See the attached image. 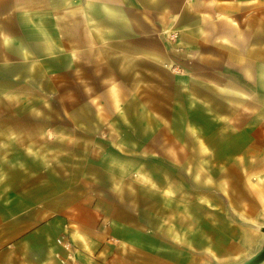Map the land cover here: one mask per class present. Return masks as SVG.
Instances as JSON below:
<instances>
[{
	"label": "crops",
	"instance_id": "obj_1",
	"mask_svg": "<svg viewBox=\"0 0 264 264\" xmlns=\"http://www.w3.org/2000/svg\"><path fill=\"white\" fill-rule=\"evenodd\" d=\"M131 103L184 139L151 151L182 179L128 158L145 147L114 144ZM210 130L238 144L225 165H194L190 155L212 153ZM262 158L264 0H0V264L237 263L261 216L242 209L226 227L220 210L236 196L264 206V174L249 175ZM210 170L246 171L244 195L220 177L229 196L193 199L192 173L208 189ZM193 202L207 208L195 229Z\"/></svg>",
	"mask_w": 264,
	"mask_h": 264
},
{
	"label": "rangeland",
	"instance_id": "obj_2",
	"mask_svg": "<svg viewBox=\"0 0 264 264\" xmlns=\"http://www.w3.org/2000/svg\"><path fill=\"white\" fill-rule=\"evenodd\" d=\"M72 98V97H71ZM122 111V109H120ZM126 110V115L128 117V120L130 121V123H117L115 125H113L114 127L118 128L117 131H122L124 133V139L123 140H114V144H122L124 145V147H128L129 149H137V148H141L142 146L145 147L146 149H148L149 151H146L148 152V154L146 155H130L128 158L130 160H132L134 163H144L146 165V167L151 171L154 169V165L153 163H161V164H164L167 166V168H165L164 170H161L162 171V174L163 175H166V177L169 178V175L170 177L171 176H176V178H178V180L182 179L184 176H183V173H182V176L183 177H180L179 176V173H175V172H172L169 170L168 168V165L167 164H170V160H169V157L168 156H157V155H152L151 154V151L156 150L158 151V149H167L169 147L172 148V144L171 143H174L176 144V146H178V148H181L183 149L185 147L184 145V139L182 141H176V142H171L170 140L167 139L168 135H169V132H168V125H159V124H155L151 121V119H149V115L148 113L146 112L147 109H142V108H137L136 107V103H131L130 106L128 105V107L125 109L124 108V112ZM49 115H51V112L49 113ZM143 116V117H141ZM132 117V118H131ZM133 122H131V120ZM52 129H56V123L55 124H51ZM65 130L66 132H71L73 130V127L76 126V125H73L72 123H65ZM177 127V131L178 133H180V130L179 129H183V132H184V124H174V127ZM80 127H82V132L85 131V132H90L91 135H92V132L95 130V125H80ZM212 127L215 128V125H210V128L212 129ZM214 131V130H213ZM96 132H97V126H96ZM181 133L180 135L181 136H184V133ZM51 134V133H50ZM215 132H211V130L208 132V136L209 139L208 140H205V143L207 144L208 147H210V149L212 148V153L211 155H209L208 157L204 156V157H201V156H198V155H190L188 157V161L189 162H192L194 165L196 164H199L201 163L202 161V158H205V160L208 158V163L210 165V168L212 166H214L215 164L219 163V164H223L225 165L224 163H228L230 158L229 156L227 155H224L222 150L225 151V150H230L232 149L231 147H233L234 144H238V141H234L232 139H217L215 138L216 135H214ZM240 143H242L243 141H239ZM46 143V141H45ZM51 143H54V142H51L49 141V146H51ZM114 144L110 145L112 147H116ZM192 145H193V148H196V147H199L198 146V143L196 144V142L192 141ZM214 149V150H213ZM216 149H218L220 151V154H217V153H214L213 154V151H217ZM136 153V152H135ZM119 158V157H117ZM181 159L182 162L184 163V159H185V156L184 154L181 155V156H178L177 157V160ZM241 161H243V157H240ZM255 159V158H254ZM253 159V160H254ZM261 162L263 163L264 162V158H262V161H258V164H261ZM174 163V162H171V164ZM257 163V162H256ZM212 165V166H211ZM156 167V165H155ZM246 171H237V170H222V171H216V170H210L208 172V178H209V183H210V187L208 189L206 188H201L200 186V178H201V175L203 174L204 176L205 173H202L201 172H193L192 173V189L187 187V191L188 190H192V195H193V199H195V197L197 196H200L202 192H206L207 190H209L210 192V195L213 194V195H219L218 193H216V191L218 192H221V191H226L227 195L229 196V191H230V194L232 193V189H225L224 188H219L217 189L214 185L217 183V180L220 178V177H223L224 179L226 180H230V184L232 181L235 182V192H237L236 195H238V193H240V196L241 195H244L243 193V179H244V175H246ZM264 174V172H251L249 173L250 176H253L252 178L255 179L256 175L257 174ZM167 178V179H168ZM205 178V177H203ZM207 178V179H208ZM264 181V178L262 180V182ZM264 183V182H263ZM260 185H263L262 183H260ZM259 188L255 189V193H259ZM188 193V192H187ZM243 193V194H242ZM230 198H231V195H230ZM148 199H152L151 196L148 197ZM236 199L237 201L236 202H232V199H231V203H226L224 204L223 206L225 207V209H221L220 211H224V218L225 220H222V219H219V223L221 226H224L226 225L227 227V224H231V219L229 217H231V215L235 212H239V211H242V209H246L247 212H256L257 216H261L260 220L258 221V224L254 227L255 228V231H256V236L258 238H256L255 236V239H256V245H254L252 242H251V245L248 246V239L250 238H253V236L251 235V232H250V237H245V236H240L239 237V243L238 245L241 247V257L239 258V261L237 263H234V264H248L250 262H253V261H257L256 264H264V206L261 205L260 202H258V199L256 198V202L253 203L251 202L250 204L249 203H240L238 204L237 202H239V198L238 196H236ZM216 205L217 204H210L208 205V210H209V217H210V221H209V229L212 227V224L215 223L216 224V220H217V214H216ZM147 206V205H146ZM148 206H152V204L148 205ZM222 206V205H221ZM206 207L205 209L202 207V204H200V202L198 203H195L193 202L192 204V210H193V214H192V221H191V224H192V227H194V229L196 227H200L201 225V216L203 215L202 212L205 214L207 213L206 212ZM214 217V218H213ZM219 217H222V215H219ZM182 221V222H181ZM181 221L179 220L178 221V225H184V223L186 222V224H188L190 221L189 220H182ZM243 228V226H242ZM248 228V227H246ZM239 232H243V230L241 229H238ZM236 230V232H238ZM250 231V230H249ZM251 231H253V229H251ZM248 232V231H247ZM243 235H244V232H243ZM216 236H210V240L212 239H216L214 238ZM246 240V241H245ZM211 242V241H210ZM248 247H251L250 249L246 250V248ZM244 250V252L242 251Z\"/></svg>",
	"mask_w": 264,
	"mask_h": 264
},
{
	"label": "water",
	"instance_id": "obj_3",
	"mask_svg": "<svg viewBox=\"0 0 264 264\" xmlns=\"http://www.w3.org/2000/svg\"><path fill=\"white\" fill-rule=\"evenodd\" d=\"M256 263H257V261L255 260V261L250 262V263H248V264H256Z\"/></svg>",
	"mask_w": 264,
	"mask_h": 264
},
{
	"label": "built area",
	"instance_id": "obj_4",
	"mask_svg": "<svg viewBox=\"0 0 264 264\" xmlns=\"http://www.w3.org/2000/svg\"><path fill=\"white\" fill-rule=\"evenodd\" d=\"M58 241L60 242V239H58Z\"/></svg>",
	"mask_w": 264,
	"mask_h": 264
}]
</instances>
